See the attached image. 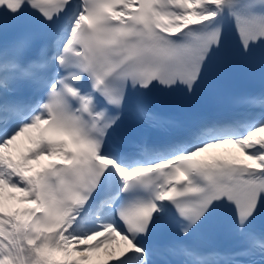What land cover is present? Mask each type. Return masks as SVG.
<instances>
[{
  "label": "snow or ice",
  "instance_id": "snow-or-ice-1",
  "mask_svg": "<svg viewBox=\"0 0 264 264\" xmlns=\"http://www.w3.org/2000/svg\"><path fill=\"white\" fill-rule=\"evenodd\" d=\"M0 9V264H264V0Z\"/></svg>",
  "mask_w": 264,
  "mask_h": 264
},
{
  "label": "bare ground",
  "instance_id": "bare-ground-1",
  "mask_svg": "<svg viewBox=\"0 0 264 264\" xmlns=\"http://www.w3.org/2000/svg\"><path fill=\"white\" fill-rule=\"evenodd\" d=\"M24 140H28L27 138H21V140L20 141H18L17 142V144L14 146V147H12V149L10 150V152H15V153H17V152H19V150L24 146V145H22V146H19L18 148H17V146H18V144H20L21 143V141H24ZM22 207H24V205H22ZM10 209H15V207H12V208H10ZM91 255H95V253H93V254H91ZM104 255H105V253H104ZM106 260H109V257L106 259Z\"/></svg>",
  "mask_w": 264,
  "mask_h": 264
},
{
  "label": "rangeland",
  "instance_id": "rangeland-1",
  "mask_svg": "<svg viewBox=\"0 0 264 264\" xmlns=\"http://www.w3.org/2000/svg\"><path fill=\"white\" fill-rule=\"evenodd\" d=\"M117 245H118V244H117ZM117 247H118V246H117ZM100 253H102V252H100ZM100 253L91 256V260H90V261H96V260L99 259L100 257H103V254H100Z\"/></svg>",
  "mask_w": 264,
  "mask_h": 264
}]
</instances>
